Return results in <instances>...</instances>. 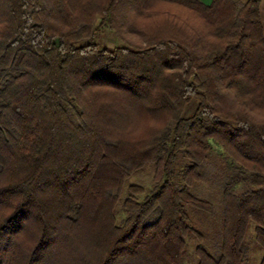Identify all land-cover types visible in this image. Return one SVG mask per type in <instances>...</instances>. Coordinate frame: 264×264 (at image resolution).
<instances>
[{
    "label": "trees",
    "instance_id": "1",
    "mask_svg": "<svg viewBox=\"0 0 264 264\" xmlns=\"http://www.w3.org/2000/svg\"><path fill=\"white\" fill-rule=\"evenodd\" d=\"M259 3L0 0V264H264Z\"/></svg>",
    "mask_w": 264,
    "mask_h": 264
},
{
    "label": "rangeland",
    "instance_id": "2",
    "mask_svg": "<svg viewBox=\"0 0 264 264\" xmlns=\"http://www.w3.org/2000/svg\"><path fill=\"white\" fill-rule=\"evenodd\" d=\"M202 1H204L205 3L208 2V0H202ZM100 39L102 42H104V45H108V46L114 45V42L112 41L113 38L111 36L105 35V36H103V38L100 37ZM207 171L209 172V170H207ZM209 189H210L209 181H204L202 183V185L199 187V189L196 190V192L199 194H203L204 197H206L208 200L212 201L214 199V195L210 192ZM260 259H261V252L253 244H250V253L248 255V264H259Z\"/></svg>",
    "mask_w": 264,
    "mask_h": 264
},
{
    "label": "crops",
    "instance_id": "3",
    "mask_svg": "<svg viewBox=\"0 0 264 264\" xmlns=\"http://www.w3.org/2000/svg\"><path fill=\"white\" fill-rule=\"evenodd\" d=\"M259 12H260V21H261V24H262L263 34H264V0H260Z\"/></svg>",
    "mask_w": 264,
    "mask_h": 264
},
{
    "label": "snow or ice",
    "instance_id": "4",
    "mask_svg": "<svg viewBox=\"0 0 264 264\" xmlns=\"http://www.w3.org/2000/svg\"><path fill=\"white\" fill-rule=\"evenodd\" d=\"M3 204V197H2V195H0V205H2Z\"/></svg>",
    "mask_w": 264,
    "mask_h": 264
}]
</instances>
